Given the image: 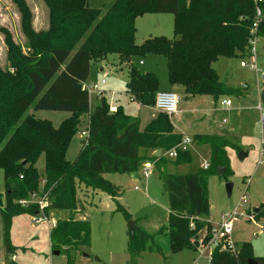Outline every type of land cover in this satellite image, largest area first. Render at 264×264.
<instances>
[{"label":"trees","instance_id":"trees-1","mask_svg":"<svg viewBox=\"0 0 264 264\" xmlns=\"http://www.w3.org/2000/svg\"><path fill=\"white\" fill-rule=\"evenodd\" d=\"M47 9L45 30L32 29L31 14L24 0H13L21 13V28L27 38V54L23 55L7 30L4 44L11 58L12 72H0V169L4 172L5 199L3 211L5 230L10 220L20 214L34 216L38 208L17 204L39 188L40 176L35 167L37 159H45V186L49 207L45 214L71 212L66 220H57L50 230L53 252L69 253L88 247L90 225L85 219L75 220L79 202L77 186L99 190L115 201L117 211L126 221L130 215L121 207L118 188L103 177L108 174L129 175L138 172L145 157L141 151L161 150V156L147 158L154 162L168 199L166 232L169 251L197 250L196 240L206 243L210 230L208 178L212 175L230 176L226 149L229 141L222 136L198 135L193 144L210 148L208 169H198L187 175H171L162 171L167 160L162 153L174 148L181 135L174 133L169 117L158 113L140 131L139 121L121 110L109 112L105 98L91 104L84 88L92 62H105L116 56L128 67L126 94L140 105L154 107L159 80L154 73H143L131 65L133 59L157 55L166 59L170 87H180L189 98L236 94L218 80L212 64L218 58L246 57L249 29L254 15L253 0H116L103 13L88 7L87 0H41ZM263 16L257 34L264 42V0L260 3ZM171 14L173 38L147 39L136 44V19L143 14ZM68 112L58 128L49 121L39 120L27 111ZM80 116L88 122V140L74 162L65 154L71 137L78 131ZM175 164L188 163L189 151L178 152ZM166 163V164H163ZM257 219L264 217L262 209L252 211ZM76 215V214H75ZM152 235L136 229L128 242V253L134 259L152 250ZM4 243L12 253L7 234ZM159 251V250H158ZM255 259L264 264V257L255 258L250 244L236 247L235 254L214 250L209 264H247ZM67 264H71L66 257Z\"/></svg>","mask_w":264,"mask_h":264},{"label":"rangeland","instance_id":"rangeland-1","mask_svg":"<svg viewBox=\"0 0 264 264\" xmlns=\"http://www.w3.org/2000/svg\"><path fill=\"white\" fill-rule=\"evenodd\" d=\"M116 0H87L88 7L99 9L105 13ZM31 14L32 29L35 32L45 30L48 25L47 9L41 0H24ZM136 44L142 45L145 40L164 37L173 38V16L171 14H143L135 21ZM7 30L16 46L23 55L27 54V38L21 28V13L13 0H0V30ZM264 42L257 45V66L264 70ZM241 57L218 58L212 64L219 82L236 94L221 96L214 100L210 96L189 98L179 96L178 115L172 122L174 133L190 138L198 135H220L228 131L230 147L226 149L229 161L230 176L228 183L232 184L231 194L226 193L227 182L223 177L212 175L208 178L207 196L209 202V219L212 225L219 222L224 212L234 208L242 197L247 201L246 208L251 211L264 206V155H260L261 141L264 140V102H260L256 89V74L249 69L240 67ZM143 66H139L138 62ZM131 65L141 72L154 73L159 80L160 91H169L166 59L160 56L147 55L142 59H133ZM0 72H12L11 58L4 44V35L0 31ZM260 76V75H259ZM104 81V85L100 82ZM128 83V67L121 65L116 56H110L105 62H92L89 77L84 87L98 85V94L91 96V104L105 98L109 112L121 108L127 116L139 121L140 131L154 119L158 112L154 107L140 105L126 94ZM246 86V90L242 87ZM173 92L180 93L175 90ZM225 100L230 101L228 108L222 107ZM39 120L49 121L54 128L71 116L68 112L34 110L27 111ZM78 131L71 137L66 148L65 157L68 162H74L82 149L81 131L86 130V116H80ZM245 157L239 159V153ZM155 152L141 151L142 160L139 169L146 163H152ZM162 168L167 174L187 175L196 173L204 163L210 162L211 151L208 146L193 144L189 148L190 161L175 164L168 159ZM166 164V163H163ZM45 159L41 155L36 161V169L40 181L45 177ZM111 185L118 188V204L130 215L138 229L152 235L154 241L134 259L128 253V221L122 212L117 211L115 201L99 190L85 185L77 186L76 199L79 202V212H74L77 220L85 215L90 225L88 247L61 252L54 255L50 240L48 222L34 224L30 214L14 216L5 230L3 211L7 207L5 199L4 172L0 169V264H208L212 248L204 250L184 249L177 253L169 251L166 232L159 233L167 226L168 199L159 179V172L154 167L147 180L141 172L129 175L108 174L103 177ZM40 187V186H39ZM137 188L138 190H135ZM39 189V188H38ZM76 214V215H75ZM71 212H49V219L66 220ZM264 224V217L257 219ZM7 234L12 253L8 254L4 243ZM256 234V235H255ZM231 243L240 247L244 243L251 246L255 258L264 257V232L259 231L246 218L234 224ZM159 250V251H158Z\"/></svg>","mask_w":264,"mask_h":264},{"label":"built area","instance_id":"built-area-1","mask_svg":"<svg viewBox=\"0 0 264 264\" xmlns=\"http://www.w3.org/2000/svg\"><path fill=\"white\" fill-rule=\"evenodd\" d=\"M262 0H253V3L255 5L254 15L252 17V23L249 29V39H248V50L246 53L247 60H242L240 63V67L249 69L252 72H255L256 74V89L257 92H259L260 89V81H259V75L263 72L260 70L257 66V45L261 41L259 38L257 31L259 24L261 23L263 16L260 9V3ZM243 58V59H244ZM139 65H142V62H139ZM104 81L100 82V85H104ZM89 96L91 97L94 94H98L99 86L98 85H92L89 87H84ZM179 98L176 94L172 92L167 91H160L157 93L154 103V109L158 113H162L169 117V119L173 118L177 114V106H178ZM230 101L225 100L222 103V106L229 107ZM263 121L264 119L261 118ZM80 135L84 141V146L87 144L88 140V122L86 130L81 131ZM193 145V140L186 136L181 135V140L178 143L177 146L174 148L166 151L164 155L168 159H175L177 157L178 152H188L189 148ZM261 151L260 155H264V140L261 141ZM209 165L208 163H204L202 165V169L206 170L208 169ZM154 168V162L152 163H146L143 165L142 169H140L138 172H141V175L145 180L149 178L152 169ZM39 189L35 192H32L28 195V197L24 200H19L17 204L21 206L22 208H26L30 205H34L38 208V213L34 216H32V221L34 224H40L42 222H48L50 229H54L56 226V221L51 218L49 219V215L45 214V210L49 207V193H47L44 190L45 186V180L39 181ZM135 190H138L135 188ZM247 201L245 197H242L241 200L238 202V204L232 208L231 210L224 212L220 215L219 222H217L215 225L210 226V230L207 234L208 240L206 243H202L201 240H198V248L202 252L206 249L212 248V251L210 252V255L208 257V264L210 261L211 254L214 250H218L219 252H228L235 254L236 252V246H234L229 237L231 236L234 224L236 222H239L242 218H246L254 227H256L259 231L264 232V224H259L256 218V215L249 209L246 208ZM256 235V234H255Z\"/></svg>","mask_w":264,"mask_h":264},{"label":"water","instance_id":"water-1","mask_svg":"<svg viewBox=\"0 0 264 264\" xmlns=\"http://www.w3.org/2000/svg\"><path fill=\"white\" fill-rule=\"evenodd\" d=\"M259 81H260V88H261V91L259 93V99H260V102H264V72H262L259 76ZM247 87L246 86H243L242 87V90H246ZM156 157H160L161 156V150H157L154 154ZM245 153L243 152H240L239 153V159H242L243 157H245ZM226 193H227V196L229 197L230 194H231V189H232V184L230 183H227L226 186ZM128 225V232L130 234V236H132L134 234V232L136 231L137 227L135 225V223L131 220L128 221L127 223ZM59 252H54V255H58ZM247 264H257L255 259H249L247 261Z\"/></svg>","mask_w":264,"mask_h":264},{"label":"crops","instance_id":"crops-1","mask_svg":"<svg viewBox=\"0 0 264 264\" xmlns=\"http://www.w3.org/2000/svg\"><path fill=\"white\" fill-rule=\"evenodd\" d=\"M263 50H264V47H263ZM141 62V61H140ZM138 65H139V62H138ZM139 66H143V64L142 65H139ZM263 72H264V70H262ZM175 90H177V91H179L180 93H176V92H173V91H175ZM259 91H261V88L259 89ZM167 92H172V93H174V94H176L177 96H179L178 94H180V95H184V93H183V90L180 88V87H170L169 86V91H167ZM258 93V92H257ZM260 93V92H259ZM259 95V94H258ZM179 98V97H178ZM191 99H193V98H191ZM178 106H179V102H178ZM178 106H177V114L176 115H178ZM222 107H224V106H222ZM225 109L226 108H228V107H224ZM229 135H230V132H228V131H225V132H223V133H221L220 135H217V136H222V137H224L225 139H229ZM191 139H193V138H191ZM155 154V153H154ZM85 216V215H84ZM84 216H82V217H80L79 219H77V220H82V219H84ZM86 219V218H85ZM219 219H220V217H219ZM208 221L210 222V219H209V217H208ZM211 223V222H210Z\"/></svg>","mask_w":264,"mask_h":264}]
</instances>
